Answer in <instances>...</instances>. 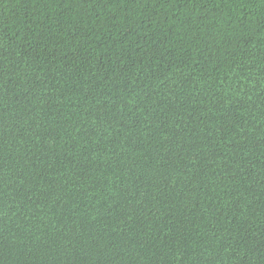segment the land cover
Returning <instances> with one entry per match:
<instances>
[{"label": "trees", "instance_id": "16d2710c", "mask_svg": "<svg viewBox=\"0 0 264 264\" xmlns=\"http://www.w3.org/2000/svg\"><path fill=\"white\" fill-rule=\"evenodd\" d=\"M0 264H264V0H0Z\"/></svg>", "mask_w": 264, "mask_h": 264}]
</instances>
